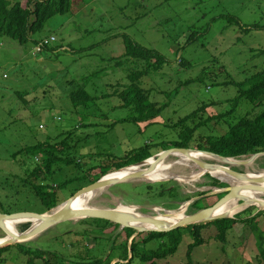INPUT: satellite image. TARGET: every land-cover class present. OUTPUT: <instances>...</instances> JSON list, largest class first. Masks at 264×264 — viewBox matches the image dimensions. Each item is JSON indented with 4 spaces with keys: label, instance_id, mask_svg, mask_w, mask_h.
I'll use <instances>...</instances> for the list:
<instances>
[{
    "label": "rangeland",
    "instance_id": "obj_1",
    "mask_svg": "<svg viewBox=\"0 0 264 264\" xmlns=\"http://www.w3.org/2000/svg\"><path fill=\"white\" fill-rule=\"evenodd\" d=\"M232 17L240 20L242 26L232 24ZM255 25L264 28V0H90L76 13L57 16L46 24L38 37L56 39L50 50L40 53L33 42L22 45L10 38L0 39V213L2 210L42 212L37 197L23 188L15 176L25 173L21 156L19 165L13 163V155L20 150L47 140L53 144L69 140L75 147L70 158L77 165L64 167L63 173L53 178L56 185L69 181L59 193L60 202L66 203L89 185L83 178L86 175H100L103 167L146 145L153 149L166 145L171 149L181 133L195 128L200 119L234 110L238 84L264 69V30L252 29ZM126 36L144 48L161 53L167 60L160 70H150L142 79L151 102L164 107L151 126L122 122L132 117L133 112L118 108L121 101L116 91L121 90V85L129 84V74L146 67L136 60L126 61ZM84 78H91L86 88L96 99L95 105L89 110H75L70 94L83 87ZM204 106L207 109L198 120L184 123L185 118ZM255 108L241 102L224 127L212 122L208 128L199 129L191 147L200 136L206 138L225 132L230 124L237 123ZM83 116L87 117L86 121ZM224 122L225 119L221 124ZM70 132L73 135H68ZM167 160L177 159L170 156ZM235 160L250 161L251 156ZM207 162L215 164L217 160L212 158ZM231 169L240 174L262 172L264 156L250 165H233ZM176 172L186 175L190 169L178 167ZM208 175L193 184L176 180L157 182L170 183L171 187L178 185L183 195L192 197L175 211L165 208L170 201L144 192L145 186L153 183L147 180H132L99 190L92 204L96 209L126 213L131 210L132 214L158 217L157 223L169 225L181 215L199 212L193 207L197 199L203 200L204 208L221 199V193L204 196L224 189L208 186ZM263 183L264 180L257 185ZM245 205L244 201L233 200L223 212L240 211L237 216L254 209L256 216L260 211L257 206L243 209ZM166 212L168 217L164 216ZM262 216L264 220V213ZM92 222L75 220L58 224L21 243L26 247H11L5 262L0 264L32 261L46 264L43 259H37L39 255L57 264H78L87 262V258L103 261L111 253L110 245L104 240L110 233H102ZM32 225L30 221L17 222L16 229L23 234ZM94 228L96 233L89 235ZM184 232L177 252L158 261L159 264H264V246L261 254L248 225L239 224L230 232L226 245L213 238L217 233L211 227L205 231L208 243L196 248L191 257L189 247L194 237ZM6 236L0 229V239ZM160 245L161 241L155 240L146 248L157 250ZM78 250L83 252L81 258L75 257ZM133 264L143 263L135 259Z\"/></svg>",
    "mask_w": 264,
    "mask_h": 264
},
{
    "label": "trees",
    "instance_id": "obj_2",
    "mask_svg": "<svg viewBox=\"0 0 264 264\" xmlns=\"http://www.w3.org/2000/svg\"><path fill=\"white\" fill-rule=\"evenodd\" d=\"M90 0H0V39L10 38L18 41L22 45H27L31 42L39 45L44 38H39L38 35L45 29L46 24L57 16H67L76 13L81 7L88 4ZM230 22L232 24L241 25L240 20L232 17ZM242 26V25H241ZM254 30H264L263 27L255 25ZM246 33L250 30L243 28ZM126 44V61L136 60L142 64H146L141 70L134 71L129 74V84L121 85V90L116 91V96L121 101L120 109H131L133 116L122 122L131 124H147L151 126L155 124L157 118L162 114L164 107L151 102L150 94L142 86V79L150 70L158 71L165 64L167 60L161 53L142 47L133 42L127 36L125 37ZM50 50L51 44L45 47ZM44 49V50H45ZM91 78H84L83 87L70 94V99L75 110L83 109L89 110L94 107L96 99H94L87 91V85ZM239 96L235 100V109L246 102L255 106V110L248 115L239 119L237 123H232L228 130L219 132V135H208L206 138L200 136L194 147H191L194 136L199 129L208 128L214 122L221 127L228 123L232 118V111L224 115H217L201 121L195 128L184 130L179 136L178 141L173 142L172 148H185L214 153L227 158H241L251 156L258 153H264V69L258 71L245 82L238 84ZM109 98V96H105ZM207 109V106L195 111L192 115L185 118L184 123L195 122L200 115ZM259 111H258V110ZM257 111V112H256ZM255 112V113H254ZM199 116V117H198ZM225 119V122H221ZM87 117L83 116V121ZM73 135V133H68ZM204 139V140H203ZM206 141V143H203ZM75 147L69 144V140L63 142L51 143L47 140L40 142L37 145L27 147L20 150L13 155V163L19 165V158L21 156V165L25 169L24 175H15L20 179L23 188L27 189L29 193L36 196L41 204L42 212L45 214L53 209L59 207L62 203L59 200L60 189L67 187L69 181L56 185L53 183V178L59 172L63 173L64 167H72L77 165L75 159H71ZM170 148L166 145L159 146L153 149L150 145L134 150L131 154L124 158H118L110 166L103 167L100 175L91 176L86 175L84 178L86 184L91 185L99 181L104 176L124 169L126 167L134 166L140 162L148 160L155 156L156 152H163ZM158 152V153H159ZM79 165V163H78ZM210 180L208 186L217 188H226L227 184L219 180L207 176ZM170 183L148 184L145 186L144 192L157 197L158 199H166L171 202L165 206L166 209L175 211L179 209L184 202L192 200L191 196H185L181 193L178 185L175 187L169 186ZM88 185V186H89ZM18 195H20L18 193ZM201 196L204 194L201 193ZM225 194L220 196L224 197ZM73 197V196H72ZM221 197V198H222ZM203 200L193 203V207L197 211H201L204 207L201 206ZM207 208V207H205ZM249 211V212H248ZM242 212L232 219H223L206 224L192 225L187 228H182L169 233L162 232H145L137 236L134 229L120 230V226L108 221L99 219H87L85 221H93L92 223L104 234H109V238L104 239L108 242L111 248V253L100 260H89L87 262H80L78 264H133L135 259H139L143 264H159L158 261L167 259L174 255L179 249L182 241L184 231L190 232L194 237V243L189 247V256L191 257L194 250L202 247L208 243L205 231L211 227L215 228L216 236L213 238L224 245L228 244L229 234L234 231L239 224L248 225L256 239L259 251L263 252L264 246V224L261 223L262 214L259 212L254 216V209ZM1 213L13 214L12 211H4ZM249 213V215H248ZM263 225V226H262ZM95 228L89 235L95 234ZM72 233V232H69ZM86 233V232H85ZM87 234V233H86ZM125 234V237H124ZM123 238V239H122ZM100 239L99 237L96 238ZM155 240L161 241V245L157 250H147V245ZM17 247H26L23 244L16 245ZM11 247L0 248V263L5 262L6 254ZM23 250V248H22ZM25 254H30V251H25ZM82 250H78L76 258H81ZM37 259H43L46 264H57L53 261H48L44 255H39ZM31 264H34L32 261Z\"/></svg>",
    "mask_w": 264,
    "mask_h": 264
},
{
    "label": "water",
    "instance_id": "obj_3",
    "mask_svg": "<svg viewBox=\"0 0 264 264\" xmlns=\"http://www.w3.org/2000/svg\"><path fill=\"white\" fill-rule=\"evenodd\" d=\"M191 153L206 154V155L211 156L213 159L217 160V163L210 164L208 162H203L201 160H198L197 158H193V161L199 167L201 168L210 167V168H215L216 170H222L226 174H228L229 176H231L232 178L236 179L237 181L241 182V184L242 183L243 184L234 186L228 182L221 181L222 183L227 184L228 187L222 190H218V191H210L206 193L204 196H214V195L221 193V194H225L224 197H222L212 207L205 208L193 215L186 216L182 221L172 226L159 224L156 222L157 217L149 216V215H137V214L114 211V210H102V209L76 210L73 208L74 202L79 197L85 194L94 193L99 190L110 188L115 185H119L121 183L132 181V180H143V177L146 176L147 173L155 171L157 168V165L167 160L170 156H177L178 154L188 156ZM260 156H264V153H258V154L251 155L250 161H236L235 158H227V157H223V156L210 153V152H206V151L185 149V148L168 149L166 151L161 152L159 155H156L155 157H152L148 160L140 162L134 166L126 167L124 169L117 171V172H120L122 170L132 168V167H141V168L146 167L150 160L155 159L157 157L154 164L150 165L148 168L142 170L139 173H135L133 175H130V176H127L121 179H112V180L107 179L108 175L104 176L99 181L95 182L94 184H91L83 188L82 190H80L66 203L50 211L51 214L49 213H45V214L0 213V229L7 236L11 237V240L0 244V248H7L10 246L21 244L23 242L29 241L37 237L38 235L42 234L43 232L47 231L48 229L58 224L68 222V221H75V220L99 219V220H104V221H108V222L119 225L121 231H124L125 229H128V228L134 229L137 232L136 235L133 237L134 239L140 234L145 233V232L169 233V232H173V231H176L182 228H187L192 225L206 224V223L217 221V220L235 218L229 215L214 216V213L218 208H221L236 199L240 201H244V203L246 204L251 203V201H254V200H251L248 196L244 195L246 192H254V193H260L264 195V186L257 185V183L264 180V171L258 172V173L240 174V173L233 171L231 169V166L234 165L235 161L236 163H239V165L241 166L250 165L254 163L255 160L259 158ZM172 180H175V179H172ZM199 200L200 198L197 199L196 201H199ZM255 202L258 203V205L256 206L259 207L260 211L264 210V200L263 201L255 200ZM61 207H63L62 210H59L53 213L54 211L60 209ZM168 212H171V211H168ZM22 221H30V222L38 221L40 222V224L35 226L33 223L32 227L27 232L23 234H18V235L14 234L7 224L8 222H22ZM137 224L152 225L155 228H145L143 226H138ZM7 236L5 237V239L7 238Z\"/></svg>",
    "mask_w": 264,
    "mask_h": 264
},
{
    "label": "bare ground",
    "instance_id": "obj_4",
    "mask_svg": "<svg viewBox=\"0 0 264 264\" xmlns=\"http://www.w3.org/2000/svg\"><path fill=\"white\" fill-rule=\"evenodd\" d=\"M177 160L176 161H169V160H165L164 162H161L160 164L157 165V168L155 171L147 173L146 176L143 177V180H147L153 183H157V182H162V181H169L172 179L177 180L178 182L182 183V184H193V183H197L200 182L202 180V178L207 174H210L211 176H213L214 178L219 179L222 182H228L234 186L236 185H242L241 182L237 181L236 179L232 178L231 176H229L228 174H226L224 171L222 170H216L215 168H210V167H204L201 168L199 167L194 161L193 158H197L198 160H201L203 162H207V160L212 159L211 156L206 155V154H201V153H191L188 156L185 155H177L174 156ZM156 159H152L148 162V165L146 167H132V168H128L125 170H122L120 172H112L110 174H108L107 179L108 180H112V179H121L130 175H133L135 173H139L142 170H144L145 168H148L150 165L154 164ZM234 162V161H233ZM234 165H239V163H236V161L234 162ZM178 167H185L190 169V173L186 174V175H179V173H177V168ZM258 184V183H257ZM264 186V183H263ZM94 192V193H88L85 194L81 197H79L73 204V208L76 210H94L96 209V207L93 206L92 204V199L96 196V194L98 193ZM103 192V191H102ZM101 194V193H100ZM98 195V194H97ZM245 196H248L251 200V203H247V205H245L246 207H244L243 209H246L247 206H256L258 205L256 201H263L262 197L264 195L260 194V193H254V192H246L244 194ZM96 201V200H95ZM235 201H237L239 203L240 200L236 199ZM230 203L226 204L229 206ZM223 206L221 208H218L215 213L214 216H218V215H229V216H235L237 213L239 212H235L232 213L231 211L227 212L229 214H227L226 211L228 206L226 207ZM123 209L125 211H127V208ZM63 207H61L60 209L54 211L53 213L62 210ZM128 213H132L131 210L128 211ZM168 212H166L164 214L165 217H168ZM169 213H174V212H169ZM177 215H181V213H178ZM186 216H182L180 219L175 220L174 222H172L171 224H169L170 226L177 224L178 222L182 221ZM158 218V217H157ZM35 226H37L38 224H40V222H33ZM9 228L11 229V231L18 235V231L16 229V225L17 222H8L7 223ZM138 226H143L145 228H155L152 225H142V224H137ZM11 240V237L7 236V238H1L0 239V244Z\"/></svg>",
    "mask_w": 264,
    "mask_h": 264
},
{
    "label": "built area",
    "instance_id": "obj_5",
    "mask_svg": "<svg viewBox=\"0 0 264 264\" xmlns=\"http://www.w3.org/2000/svg\"><path fill=\"white\" fill-rule=\"evenodd\" d=\"M56 39L52 38L51 39H46L44 41H42L39 45H38V52H43V50L45 49L46 46L50 45L51 43L55 42Z\"/></svg>",
    "mask_w": 264,
    "mask_h": 264
},
{
    "label": "flooded vegetation",
    "instance_id": "obj_6",
    "mask_svg": "<svg viewBox=\"0 0 264 264\" xmlns=\"http://www.w3.org/2000/svg\"><path fill=\"white\" fill-rule=\"evenodd\" d=\"M203 197V196H202ZM205 209V208H204Z\"/></svg>",
    "mask_w": 264,
    "mask_h": 264
}]
</instances>
